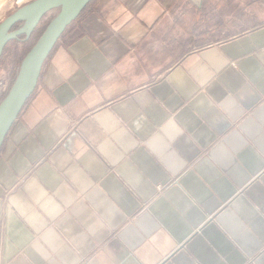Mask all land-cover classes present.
<instances>
[{"label":"crops","instance_id":"crops-1","mask_svg":"<svg viewBox=\"0 0 264 264\" xmlns=\"http://www.w3.org/2000/svg\"><path fill=\"white\" fill-rule=\"evenodd\" d=\"M0 264H264V0H90L0 149Z\"/></svg>","mask_w":264,"mask_h":264},{"label":"water","instance_id":"water-1","mask_svg":"<svg viewBox=\"0 0 264 264\" xmlns=\"http://www.w3.org/2000/svg\"><path fill=\"white\" fill-rule=\"evenodd\" d=\"M89 1L32 0L19 6L0 22L1 58L6 45L12 39L21 35L29 37L48 11L60 6L59 12L24 56L12 86L0 101V149L22 108L34 92L46 59L64 31L80 15ZM18 24L21 25L15 28Z\"/></svg>","mask_w":264,"mask_h":264},{"label":"rangeland","instance_id":"rangeland-1","mask_svg":"<svg viewBox=\"0 0 264 264\" xmlns=\"http://www.w3.org/2000/svg\"><path fill=\"white\" fill-rule=\"evenodd\" d=\"M32 1V0H4L3 4L0 6V22L14 10H16L19 6ZM248 1V0H246ZM247 3L243 4L245 8ZM60 6L54 7L42 18L39 25L33 31V33L27 37L26 35H21L19 38L12 39L5 47L2 56L0 58V101L4 98V96L9 91L12 86L21 62L26 55V53L30 50V48L35 44L39 36L45 30L48 23L52 20V18L59 12ZM254 19V17H253ZM252 18H248L244 15V25L239 26L240 28H245V24L249 22H254ZM21 24H18L20 26ZM237 27V28H239ZM16 28V26H15Z\"/></svg>","mask_w":264,"mask_h":264},{"label":"bare ground","instance_id":"bare-ground-1","mask_svg":"<svg viewBox=\"0 0 264 264\" xmlns=\"http://www.w3.org/2000/svg\"><path fill=\"white\" fill-rule=\"evenodd\" d=\"M21 1H23V0H21ZM3 2H4V0H0V6L3 4Z\"/></svg>","mask_w":264,"mask_h":264},{"label":"trees","instance_id":"trees-1","mask_svg":"<svg viewBox=\"0 0 264 264\" xmlns=\"http://www.w3.org/2000/svg\"><path fill=\"white\" fill-rule=\"evenodd\" d=\"M16 27H17V25H16ZM31 49V48H30Z\"/></svg>","mask_w":264,"mask_h":264}]
</instances>
